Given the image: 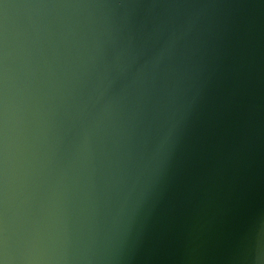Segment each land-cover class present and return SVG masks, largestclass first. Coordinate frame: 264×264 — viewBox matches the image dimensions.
Here are the masks:
<instances>
[{"label": "water", "instance_id": "obj_1", "mask_svg": "<svg viewBox=\"0 0 264 264\" xmlns=\"http://www.w3.org/2000/svg\"><path fill=\"white\" fill-rule=\"evenodd\" d=\"M0 264H264V0H0Z\"/></svg>", "mask_w": 264, "mask_h": 264}]
</instances>
